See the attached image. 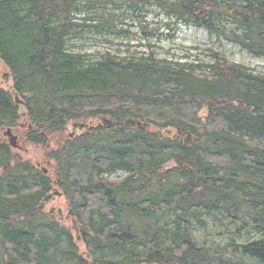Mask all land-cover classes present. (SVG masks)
I'll use <instances>...</instances> for the list:
<instances>
[{"label": "trees", "instance_id": "obj_1", "mask_svg": "<svg viewBox=\"0 0 264 264\" xmlns=\"http://www.w3.org/2000/svg\"><path fill=\"white\" fill-rule=\"evenodd\" d=\"M80 3L153 4L264 59V0H0L12 84L0 88V264H264V75L222 55L205 74L152 59L85 64L65 50ZM224 20L242 34L220 33ZM22 120L46 173L2 134ZM54 193L77 235L46 210ZM212 213L259 239L203 248L191 223Z\"/></svg>", "mask_w": 264, "mask_h": 264}, {"label": "rangeland", "instance_id": "obj_2", "mask_svg": "<svg viewBox=\"0 0 264 264\" xmlns=\"http://www.w3.org/2000/svg\"><path fill=\"white\" fill-rule=\"evenodd\" d=\"M76 8L77 11L70 17L73 27L65 41V50L70 55L86 57L85 64L98 62L105 56L136 62L152 59L156 63L164 62L171 66L175 64L189 66L196 74H205L208 72L206 66L214 63V55H222L233 65L264 75L263 58L248 54L222 35H214L201 28L180 24L166 11L153 4L129 8L119 4L113 6L80 3ZM219 31L242 34L228 20L221 22ZM7 72L0 61V88L11 91L10 78L5 75ZM22 111H24L23 106ZM204 115L205 110L201 113L202 117ZM104 121L107 125L106 119H101L102 124ZM26 128L27 125L22 120L19 122V128L13 130V134L17 140L19 139L18 147L14 150L42 171L47 172V166L41 161L42 158H38L43 150L42 147L35 148L30 144L21 143L20 137ZM74 132L69 129L68 135ZM183 140L190 142L188 136L183 137ZM48 145V140H45L42 146ZM124 176L122 172H118L108 177L120 180ZM46 210H53L54 215L60 218L62 225L71 229L74 226L77 228L73 215L65 207L64 199L59 193H54ZM162 221L169 225L170 229L175 224L171 215L164 217ZM191 227L192 235L198 245L205 249H219L220 252L225 253L232 252V249L228 247L230 243L239 246L243 242L256 241L260 237L252 231L240 230L239 223L219 213L198 216L192 220ZM78 245L82 248L79 242Z\"/></svg>", "mask_w": 264, "mask_h": 264}, {"label": "water", "instance_id": "obj_3", "mask_svg": "<svg viewBox=\"0 0 264 264\" xmlns=\"http://www.w3.org/2000/svg\"><path fill=\"white\" fill-rule=\"evenodd\" d=\"M17 103L21 104V102L17 101ZM104 125L105 124V121L103 123ZM30 128V127H29ZM3 136L8 140V143L9 145L12 147V148H16L17 147V137L13 134L12 130L11 129H6L4 132H3ZM188 140H185L184 142L187 143ZM44 173H46V171L44 170L43 171ZM73 231L75 232V234L77 235L78 233V230L76 228V226H74L73 228ZM79 240V238H77Z\"/></svg>", "mask_w": 264, "mask_h": 264}, {"label": "bare ground", "instance_id": "obj_4", "mask_svg": "<svg viewBox=\"0 0 264 264\" xmlns=\"http://www.w3.org/2000/svg\"><path fill=\"white\" fill-rule=\"evenodd\" d=\"M15 100V99H14ZM18 105V104H17ZM20 105V104H19ZM20 113V112H19ZM6 141H7V139H6ZM18 141V140H17ZM8 143V142H7ZM18 147V146H17Z\"/></svg>", "mask_w": 264, "mask_h": 264}]
</instances>
